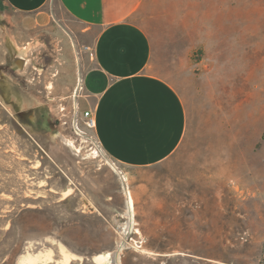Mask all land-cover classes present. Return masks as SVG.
<instances>
[{"label": "rangeland", "instance_id": "374dc122", "mask_svg": "<svg viewBox=\"0 0 264 264\" xmlns=\"http://www.w3.org/2000/svg\"><path fill=\"white\" fill-rule=\"evenodd\" d=\"M152 3L195 68L181 149L151 168L114 164L140 192L121 263L264 264V0ZM53 11L29 31L0 0V264L49 249L57 261L61 245L94 264L126 222L123 182L76 107L80 26Z\"/></svg>", "mask_w": 264, "mask_h": 264}, {"label": "crops", "instance_id": "0c3cea01", "mask_svg": "<svg viewBox=\"0 0 264 264\" xmlns=\"http://www.w3.org/2000/svg\"><path fill=\"white\" fill-rule=\"evenodd\" d=\"M152 1L5 0L29 31L55 20L54 3L80 26L76 105L80 114L93 112L96 142L126 171L163 165L187 134L189 110L181 92L189 90L195 67ZM132 194L137 201L140 192Z\"/></svg>", "mask_w": 264, "mask_h": 264}, {"label": "bare ground", "instance_id": "6f19581e", "mask_svg": "<svg viewBox=\"0 0 264 264\" xmlns=\"http://www.w3.org/2000/svg\"><path fill=\"white\" fill-rule=\"evenodd\" d=\"M11 43L14 44V46H16V48L19 49V47L16 45V43L14 41H11ZM38 46H39V42L36 41L34 44L30 43L28 46L21 49V55H22L21 58L22 59H28L29 58V51L33 47L36 48ZM76 107H77V105H76ZM68 144L70 146H73L74 148L78 149L72 140H69ZM94 154L98 155L99 152L95 150ZM112 168L115 171V168L113 166H112ZM120 172H121L120 177H121V180L123 182L122 188L124 190V193L126 194V209H125V212L123 214L126 218V222H124L120 227V232L118 233L119 239L117 241V246H116L115 251H113V252L112 251H104V252L100 253L99 255H96L93 258L94 264H122L121 263V256H122V253L124 252V250L128 246V240H129L128 237L130 236V234H133V233L137 234V236L139 234H141L139 229L136 227L135 200L133 198L132 191L129 187V184L126 183L127 175L125 173H123L122 171H120ZM71 191H72V189H67L66 194H70ZM144 252L152 254L151 252H147V251H144ZM59 253L61 255V258L57 261L54 258L55 252L52 249H49L46 251H39L37 253L30 254L28 256H21L18 264H54V263L55 264H74V261L77 259V257L74 254L70 253L66 249V247H64L62 245L59 246ZM181 255H185V253L181 252ZM194 256H196V255H194Z\"/></svg>", "mask_w": 264, "mask_h": 264}, {"label": "built area", "instance_id": "2783aa9c", "mask_svg": "<svg viewBox=\"0 0 264 264\" xmlns=\"http://www.w3.org/2000/svg\"><path fill=\"white\" fill-rule=\"evenodd\" d=\"M81 117L85 121L86 126H88L91 129L95 128V119H94V115H93L92 111L87 110V111L83 112L81 114ZM126 180H128V178H126Z\"/></svg>", "mask_w": 264, "mask_h": 264}, {"label": "water", "instance_id": "95a60500", "mask_svg": "<svg viewBox=\"0 0 264 264\" xmlns=\"http://www.w3.org/2000/svg\"><path fill=\"white\" fill-rule=\"evenodd\" d=\"M106 160H107V162H108L111 166H113V167L115 168V172H116L119 176H121V172L119 171V169H118L117 167H115L114 163L111 162L108 158H106ZM120 178H121V177H120Z\"/></svg>", "mask_w": 264, "mask_h": 264}]
</instances>
